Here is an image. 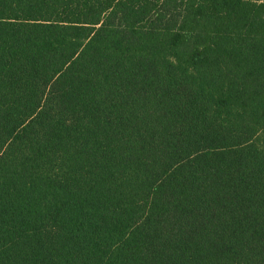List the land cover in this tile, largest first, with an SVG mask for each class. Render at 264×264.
I'll return each mask as SVG.
<instances>
[{
	"label": "trees",
	"instance_id": "16d2710c",
	"mask_svg": "<svg viewBox=\"0 0 264 264\" xmlns=\"http://www.w3.org/2000/svg\"><path fill=\"white\" fill-rule=\"evenodd\" d=\"M0 264H264V0H0Z\"/></svg>",
	"mask_w": 264,
	"mask_h": 264
}]
</instances>
